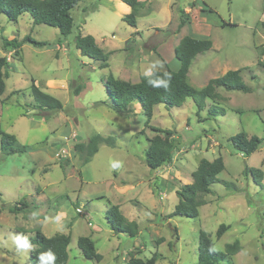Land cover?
<instances>
[{"label":"rangeland","instance_id":"obj_1","mask_svg":"<svg viewBox=\"0 0 264 264\" xmlns=\"http://www.w3.org/2000/svg\"><path fill=\"white\" fill-rule=\"evenodd\" d=\"M113 2L80 0L71 10L74 26L66 36L56 27L33 23L28 13L16 21L0 14V55L9 60L0 130L34 149L9 156L0 150V264H32L30 246L22 245L35 228L47 234L71 233L68 264H126L130 251L140 258L156 252L155 264H195L200 229L210 235L216 250L239 240L241 249L230 264H264V139L247 157L229 140L239 131L264 137V55L257 50L264 44V0H147L144 9L150 5L151 10L143 9L135 27L117 15ZM178 9H184L187 18L179 29ZM77 33L93 35L108 52L106 67L80 53L75 46ZM189 34L212 42L190 64L188 81L193 87L240 68L249 90L218 88L221 97L207 98L199 111L191 97L180 106L156 104L149 123L174 132L175 150L170 163L152 170L144 159L147 139L156 132L144 126L139 104L133 103L132 114L126 117L99 101L109 98L104 85L109 74L136 82L154 69L176 70L174 48ZM26 35L47 45L24 42L17 52L4 45L5 39L20 41ZM49 77L66 80L67 86L58 87L53 95L63 107L38 111L31 104V79L43 90ZM93 133L113 136L115 146L101 144L89 162L80 164L72 146ZM57 149L55 160L52 152ZM217 156L222 157L224 169L217 175L219 181L211 184L198 216L168 217L178 200L176 188L192 181L201 158ZM245 167L262 169L261 183L250 171L245 174ZM47 182L52 185L46 189L49 201L42 209L53 216L62 207L70 215L63 222L52 219L51 225L37 220L39 205L30 197ZM126 184L133 187L123 195L115 190ZM24 200L29 209L8 212L7 206ZM108 200L114 204L120 200L123 213L136 217L138 236L110 229L105 215ZM76 203H83L87 214L75 212ZM66 221L72 223L70 229ZM221 223L228 228L217 237ZM96 227L102 229L95 235L99 234L95 239L102 255L99 263L86 259L75 240Z\"/></svg>","mask_w":264,"mask_h":264},{"label":"trees","instance_id":"obj_2","mask_svg":"<svg viewBox=\"0 0 264 264\" xmlns=\"http://www.w3.org/2000/svg\"><path fill=\"white\" fill-rule=\"evenodd\" d=\"M80 0H0V14H4L7 19L16 21L17 18L28 13L35 24H45L56 27L62 36L69 34L74 26V19L71 10ZM126 3L130 10L123 15L122 20L128 25L135 27L137 17L145 7L146 0H121ZM184 9H178L181 28L187 18ZM4 45L10 46L17 52V49L24 42L41 47L47 45L44 41H38L29 35L24 36L20 41L16 39H5ZM75 46L84 56H88L99 62V67L107 66L108 52H105L96 42L91 34L77 33L75 36ZM212 42L208 38H198L192 35H183L174 48V56L179 62L176 70L166 68L165 70L154 69L148 74L141 75L139 80L131 82L108 75L104 85L108 91L109 98L99 101L116 113L126 117L132 114L130 105L134 102L140 104L141 112L144 116V126H149L156 134L147 139L148 145L145 150V163L152 170L160 169L163 165L171 162L175 150L174 132L169 128H161L150 125L149 121L153 115V108L156 104L162 103L167 107L180 106L187 97H191L197 110H202L207 98L215 101L221 97L218 88L225 90H237L247 92L249 88L244 84L241 76V69H229L222 75L210 78L207 83L200 87H193L188 81V71L192 60L196 55L211 48ZM260 56L264 55V44L258 47ZM260 63V61H259ZM262 64V63H261ZM9 70V60L6 55H0V107L3 103L1 95L5 90V77ZM154 81H165L154 85ZM29 93L32 98V106L38 111H58L63 105L55 96L42 90L32 78L29 86ZM218 112V111H217ZM224 113V109H219ZM209 113H211L209 111ZM264 137L257 135L248 136L245 131H239L232 135L229 140L232 147L249 156L258 149ZM101 144L114 147L113 136H103L93 133L86 140L76 141L72 148L78 155L80 164L89 162L98 151ZM29 145L20 144L14 134L0 130V150L4 156L21 154L30 150ZM224 169L221 156L212 160L201 158L192 172V181L184 183L176 188L177 203L168 217L179 215L186 217H197L199 207L207 201L205 195L211 192V184L219 181L217 175ZM253 176L257 183H261L263 170L255 167H245L244 172ZM229 184V183H225ZM4 209V205L1 206ZM29 209L26 201H19L14 205L7 206L10 213L16 214ZM106 219L110 229L115 233H126L131 237L139 235L140 227L134 220L127 219L120 211L117 204L109 203L105 211ZM228 228L221 223L216 236L220 237ZM32 234L27 239L30 246V258L32 264H48L46 258L42 256L48 252L55 255L54 264H67L68 247L71 234L55 233L47 236L40 229H32ZM76 245L86 259L99 263L102 255L97 251L94 240L89 236H79ZM241 249L239 240L227 243L223 250L214 248L213 240L204 230L198 231L197 260L195 264H223L226 261L230 264L231 258ZM157 253L154 252L149 258H140L134 251L128 253L126 264H155Z\"/></svg>","mask_w":264,"mask_h":264},{"label":"crops","instance_id":"obj_3","mask_svg":"<svg viewBox=\"0 0 264 264\" xmlns=\"http://www.w3.org/2000/svg\"><path fill=\"white\" fill-rule=\"evenodd\" d=\"M112 1H114L113 4H115L116 7H117V15H118L119 17L122 18L123 15H125L126 13L129 12L130 8H129V6H128L126 3L122 2L121 0H112ZM146 3H147V0H146ZM146 3H145V5H146ZM143 9H144V8H143ZM144 10H145L146 12H149V11L151 10V6L148 5ZM142 11H143V10H142ZM143 13H144V12H143ZM64 86H67L66 80H64V79H57L56 77H49V78L45 81V86L43 87V90H44L45 92L51 94V95H56V90L58 89V87H64ZM134 104H139V103L134 102ZM132 105H133V103L130 105V108H131V109H132ZM139 106H140V104H139ZM68 132H69V130L66 131V132H64V133H68ZM29 146H30V145H29ZM30 147H31V148H30L29 151H34L33 146H30ZM109 147H110V146H109ZM98 150H99V148H98ZM29 151H28V152H29ZM57 152H58V149H57L56 151L54 150V151L52 152V153H53V157H54L55 160H58V159H57ZM97 152H98V151H97ZM97 152H96V153H97ZM96 153H95V154H96ZM95 154H94V155H95ZM159 171H160V170H159ZM160 178H161V177H160ZM50 185H52V182L44 183L43 185H40V186L37 187V189H36V191H35L34 194H30L31 199H32L35 203H37V204L39 205L38 208L34 205V207L37 208V212H36V214L38 215L37 220H38V221H43V222L47 223L48 225H51V224H53V223L56 222V221H61V222H63V220H65V218H66L67 216H70L69 213L66 211V209H64V208H62V207H60V208L57 209L55 212H53V216L50 215V214L48 215V214L46 213V211H49V209H48V210L42 209V207H43L44 205L47 204V201H49L48 194L46 193V189H47V187L50 186ZM132 187H133V185L126 184V185H123V186H120V187H116V186H115V190H116L117 192H119L121 195H123L128 189H131ZM58 195H59V196H62V194H58ZM102 197H104V196H102ZM31 199H30V200H31ZM25 201L28 202V200H25ZM110 201H111V200H110ZM110 201L108 200V201L106 202V208H107V205H108L109 203H111ZM31 204H32V203H31ZM111 204H114V203H111ZM115 204L118 205L120 211L122 212V214H123L127 219H129V220H134V221L137 222L136 217H134L133 215H132V216H128V215H126V214L123 213V211H122V209H121L122 202H121L120 200H118L117 202H115ZM47 206H48V205H47ZM73 206H74V210H75V212H77L78 214H80V215L87 214L86 212H84V210H82V208H83V203H80V204H79V203H76V204H74ZM34 207H33V208H34ZM48 208H49V207H48ZM31 209H32V208H31ZM43 210H45V211H43ZM51 217H53V218H51ZM52 219H53V223L51 222ZM88 219H90V218H88ZM68 223H69V229H70V227L72 226V223L66 221V224H68ZM87 224H88V226L92 227V223H91V222H87ZM69 229H68V230H69ZM40 230H41V229H40ZM68 230H67V231H68ZM41 231H42L45 235H47V236H50V235H53V234L56 233V231H53V232L47 234V233L44 232L43 230H41ZM101 231H102L101 227L92 228V231H90L89 234L78 235V236L75 238V240L77 241V238H78L79 236H89V237H91V238L94 240V242H95V247H96V240H95V239L98 238L99 234L97 235V237H95V235H96L97 233L101 232ZM59 233H62V231L59 232ZM70 234H71V233H70ZM71 241H73V237H71L70 242H71ZM96 249H97V251H99L97 247H96ZM118 255H119V253H117L116 256H118ZM121 258L124 259L125 257L122 255ZM101 260H102V259H101ZM68 261H69V254H68L67 264H68Z\"/></svg>","mask_w":264,"mask_h":264},{"label":"clouds","instance_id":"obj_4","mask_svg":"<svg viewBox=\"0 0 264 264\" xmlns=\"http://www.w3.org/2000/svg\"><path fill=\"white\" fill-rule=\"evenodd\" d=\"M150 83H153L154 85H157L159 83H165V81H154V82H150ZM23 247H28L27 243H25L24 245H22ZM43 259L46 258V261L48 262V264H54V261H55V255L51 252H48L46 254H44L42 256Z\"/></svg>","mask_w":264,"mask_h":264},{"label":"built area","instance_id":"obj_5","mask_svg":"<svg viewBox=\"0 0 264 264\" xmlns=\"http://www.w3.org/2000/svg\"><path fill=\"white\" fill-rule=\"evenodd\" d=\"M62 152H64V150H62Z\"/></svg>","mask_w":264,"mask_h":264}]
</instances>
